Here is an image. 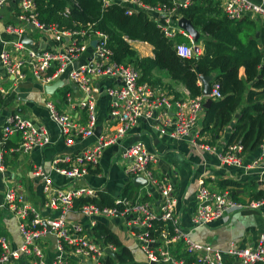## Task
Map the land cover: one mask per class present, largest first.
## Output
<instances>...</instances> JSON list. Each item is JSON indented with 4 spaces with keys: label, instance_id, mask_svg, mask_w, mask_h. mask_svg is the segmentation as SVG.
<instances>
[{
    "label": "built area",
    "instance_id": "2783aa9c",
    "mask_svg": "<svg viewBox=\"0 0 264 264\" xmlns=\"http://www.w3.org/2000/svg\"><path fill=\"white\" fill-rule=\"evenodd\" d=\"M11 0H0V10ZM19 6L18 23L10 24L5 32L13 39L0 36V66L13 84L31 80L42 86H51L65 78L77 87L82 97L72 98L66 93L64 100L72 113L61 111L54 102H47L46 109L50 120L57 128L56 140L44 125L21 112H11L6 116L0 129V176H2V197L0 212L8 211L17 220L22 244L13 247L8 237L0 236V264H108L114 252L111 245L106 247L94 237L100 219H124L132 236L141 244L148 258V264H226L225 256L236 264H264V233L260 234L255 245L239 247L231 244L225 251L209 244L193 241V230L210 226L219 221L228 222L233 214L242 211L264 213V198L245 201L235 199L228 191H213L204 180L199 182L196 193L198 209L192 217L193 228L184 231L176 216L175 186L169 178H158L153 165L158 154L149 152L141 140L126 144L131 132L143 120L156 123L160 136L180 141L190 139V143L202 151L214 152L215 148L197 142L194 132L208 99L222 98L220 85L211 82L210 95L177 98L164 88L141 82L142 73L132 64L118 63L110 47L109 36L100 31L96 24H74L72 27L57 23L46 25L39 20V12L33 0H15ZM103 10L118 5L125 15L133 16L147 12L158 23V27L169 39L178 35L188 38L189 43L176 45L177 55L191 59L195 55V41L179 26L181 17L174 19L178 8L187 7L194 0L184 4H161L150 6L141 0H101ZM223 11L231 21H257L264 28V0H224ZM67 8L63 16L68 18ZM39 32L38 46L46 42L57 43L52 49L35 48L22 39L29 30ZM132 42L129 43L132 45ZM33 44L35 41L33 39ZM133 46V45H132ZM87 61L80 63L84 54ZM105 78H113L118 84L103 86ZM64 84V83H63ZM0 84V95H7ZM106 95L111 99L107 125L96 135L99 126L97 102ZM96 137V142L77 154H58L49 170L34 166L32 176L43 184L41 201L34 205L29 201L21 185L12 183L9 176L10 164L6 157L20 159L34 150H45L59 142L72 148L87 139ZM196 137V138H194ZM17 139L13 145L12 140ZM110 147H119L125 175L132 180L142 177L147 185L139 187L137 198L114 199V204L99 205L103 190L93 187L88 177L97 173L104 152ZM260 154L251 161L244 158V147L240 143L228 144L219 152L222 166L234 167L244 173L258 172L264 181V140ZM20 164V163H19ZM59 178V182L54 176ZM9 177V178H8ZM156 190L161 196L160 212L143 197L152 196ZM85 201V202H83ZM79 216L80 220H74ZM87 220V224L82 222ZM166 226L157 235V227ZM171 225V229L167 227ZM56 238L55 246L47 237ZM184 244L187 257L177 259L169 247ZM53 249V250H51ZM51 254V257L49 255ZM113 257V256H112ZM50 258V259H49Z\"/></svg>",
    "mask_w": 264,
    "mask_h": 264
},
{
    "label": "crops",
    "instance_id": "0c3cea01",
    "mask_svg": "<svg viewBox=\"0 0 264 264\" xmlns=\"http://www.w3.org/2000/svg\"><path fill=\"white\" fill-rule=\"evenodd\" d=\"M177 4H184L189 0H173ZM218 2L221 9H223L224 0H215ZM258 3L260 0H253ZM19 13V6L15 0H11L0 10V36L4 39H13L12 36L5 32V29L10 24L19 22L17 15ZM182 18V17H181ZM198 35L195 46L199 49V53L203 52V41L209 39L203 32L195 29ZM37 36V37H35ZM40 34L37 31L29 30L24 37L25 43L34 45L35 48L52 49L57 45L54 41L46 42L44 45L38 46ZM33 39L35 44H33ZM199 42V43H198ZM140 57H154L153 47L148 43L132 42ZM90 55L84 54L80 59L83 63L89 59ZM240 77H245L244 68L240 69ZM155 79L160 84L157 87L164 88L177 98L191 97L189 91L180 83L173 81L166 71L155 72ZM63 86L58 87L51 95L45 92V86L41 84L26 80L19 84H13L10 79L6 78V74L0 66V84L8 91L7 95H0V129L3 125L6 116L11 112H21L22 114L33 118L36 122L47 127L51 136L56 140L57 128L50 120L49 112L46 109L47 102H54L58 109L72 113L75 117L78 112L71 111L67 106L64 96L70 93L72 98L82 97L80 92H77V87L68 79L63 80ZM103 86H111L118 84L113 78H105L100 82ZM198 84L202 87L203 84L199 80ZM203 88V87H202ZM111 99L102 95L97 102L98 121L99 126L103 129L109 119L108 111ZM204 113V112H203ZM236 120H233L217 136H212L210 133H202L203 128V114L200 116L194 136L197 135L196 141L203 142L215 148L214 152L202 151L198 147L190 143V139L180 141L170 140L165 136H160L155 128L156 123L143 120L141 124L134 129L126 144L133 143L136 140H141L146 144L149 152L157 153L158 161L153 165V170L158 178H169L175 186L174 196L176 198V216L179 220V225L184 231H190L193 228L192 217L196 214L198 203L196 200V193L199 188V182L204 180L206 186L213 191H228L232 195V191L239 195L237 200L245 201L251 198L253 188L246 187L248 185H256L255 191L264 190V181H261V174L258 172L244 173L242 170L234 167L222 166L218 157L219 152L226 148L229 144L230 137L233 132ZM98 126V127H99ZM96 137L85 140L72 148H66L63 143L59 142L45 150H34L33 152L22 156L19 160L6 157L7 163L10 164L9 176L12 178L11 182L23 186L24 193L29 201L34 205H39L41 201V194L43 184L40 180L35 179L31 170L34 166H42L49 170L50 165L58 154H77L83 151L88 146L96 142ZM17 139L12 140L14 145ZM119 147H110L104 152L97 173L100 177L91 175L88 177V182L93 187L103 190L112 199L125 196V188L129 182L133 180L125 175L123 170V163L121 158H118ZM261 152L258 148L254 152L244 153L246 161L255 159ZM20 163V164H19ZM54 179L59 182V178L55 175ZM9 178V177H8ZM235 181L242 185L241 188L232 187L222 188L220 183L223 181ZM139 188V187H136ZM139 191V190H138ZM137 191V193H138ZM2 176H0V195L2 197ZM137 196V195H136ZM135 198H128L135 200ZM0 197V198H1ZM236 199V198H235ZM143 201H147L153 208V212L159 213L161 205V196L154 190L152 196L143 197ZM74 220H80L79 216H74ZM82 222L87 224V220ZM108 227L119 239L127 246L133 253L134 259L140 264H148L146 253L142 249L141 244L134 238L129 231L124 219H100L99 226ZM167 227L171 229L169 224ZM166 226L162 223L157 227V232H152L153 235L159 234ZM264 233V213L257 211H242L233 214L228 222L219 221L210 226L201 227L191 232L190 237L193 241L201 244H209L215 248L225 251L233 243L239 247H249L256 244L260 234ZM0 236L8 237L11 245L17 247L22 244L23 240L19 234L18 224L16 218L8 211L0 212ZM94 237L98 242H101L105 247L107 245L113 246L115 257L109 256L108 264H120L118 259V249L113 243H106L104 237L98 236V228L94 230ZM177 246L169 247L173 256L177 259L179 257ZM53 250V249H51ZM184 252V244L182 245L180 253ZM51 257V254L49 255ZM50 259V258H49ZM226 264H236L230 257L225 256Z\"/></svg>",
    "mask_w": 264,
    "mask_h": 264
},
{
    "label": "trees",
    "instance_id": "16d2710c",
    "mask_svg": "<svg viewBox=\"0 0 264 264\" xmlns=\"http://www.w3.org/2000/svg\"><path fill=\"white\" fill-rule=\"evenodd\" d=\"M33 1L38 7L39 20L46 25L96 24L109 36L114 59L139 69L141 82L156 86L160 83L155 79V72L166 71L173 81L189 91L191 97H198L203 90L198 84L200 77L214 75L222 98L213 100L204 110L202 133L215 137L236 120L229 144L240 143L244 153L250 154L260 148L264 140V28L259 22L231 21L217 1L194 0L187 7L178 8L174 19H187L209 39L203 41L202 53L199 51L193 58L184 59L177 55L176 45L190 40L182 35L176 39L167 38L147 12L127 16L124 8L118 5L104 11L101 0ZM141 1L150 6L173 5V0ZM67 8L70 15L65 18L63 13ZM129 41L148 43L153 47L154 57H140ZM241 68H244L245 77H240ZM220 186L235 189L244 185L230 180L221 182ZM246 187L253 188L251 198H264V190L255 191V184ZM138 190L133 182H129L123 197L135 198ZM101 195L99 201L94 200L95 203L102 206L114 204L108 194ZM232 196L239 197L235 190ZM97 228L98 236L117 247L120 264H140L108 227L101 225ZM179 244V257H187L184 252L180 253L183 243ZM188 264H192L189 258Z\"/></svg>",
    "mask_w": 264,
    "mask_h": 264
},
{
    "label": "water",
    "instance_id": "95a60500",
    "mask_svg": "<svg viewBox=\"0 0 264 264\" xmlns=\"http://www.w3.org/2000/svg\"><path fill=\"white\" fill-rule=\"evenodd\" d=\"M179 26L181 28H183L184 30H186L190 34V36L193 38L194 41H197V39H198L197 32L195 31V28L193 27V25L191 24L190 21H188L185 18H181L180 22H179ZM257 36H259V34ZM22 41L25 42V39H22ZM29 44H31V42ZM196 51L198 52V48H196ZM213 79H214V75L201 76L200 77V81L202 82L203 87H204V94L205 95H210V93H211V82L213 81ZM61 86H63V80H60L51 86H47L45 88V92L47 94L52 95L56 91V89L58 87H61ZM212 101L213 100H211V99L207 100V102L205 103V109H207L209 107V105L212 103ZM100 132H101V127L99 126L96 130V135L99 136ZM133 184L135 187H141V186L147 185V180L142 178V177H137V178L133 179ZM47 237L51 240V242L55 246V244H56L55 236L49 234ZM106 252L108 254L112 255L113 257H115V254L111 250L107 249ZM151 264H155V263H151Z\"/></svg>",
    "mask_w": 264,
    "mask_h": 264
},
{
    "label": "rangeland",
    "instance_id": "374dc122",
    "mask_svg": "<svg viewBox=\"0 0 264 264\" xmlns=\"http://www.w3.org/2000/svg\"><path fill=\"white\" fill-rule=\"evenodd\" d=\"M35 37H37V36H35ZM199 43V42H198ZM134 48V47H133Z\"/></svg>",
    "mask_w": 264,
    "mask_h": 264
}]
</instances>
